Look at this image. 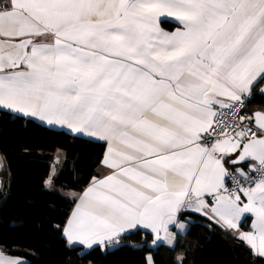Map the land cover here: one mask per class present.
Instances as JSON below:
<instances>
[{
    "label": "snow or ice",
    "instance_id": "6c2138e0",
    "mask_svg": "<svg viewBox=\"0 0 264 264\" xmlns=\"http://www.w3.org/2000/svg\"><path fill=\"white\" fill-rule=\"evenodd\" d=\"M257 92L264 0H0V110L105 144L70 245L143 232L150 253L198 214L264 258V110L244 111ZM0 264L28 262L0 251Z\"/></svg>",
    "mask_w": 264,
    "mask_h": 264
},
{
    "label": "trees",
    "instance_id": "16d2710c",
    "mask_svg": "<svg viewBox=\"0 0 264 264\" xmlns=\"http://www.w3.org/2000/svg\"><path fill=\"white\" fill-rule=\"evenodd\" d=\"M246 110H264V96L255 93ZM104 149L103 142L0 110V250L22 256L28 264H144L145 254L156 264H176L178 257L183 264H264L228 229L198 214L181 218L192 224L177 234L174 245L162 244L150 253L146 246L108 251L68 244L62 229L73 200L45 184L54 152L61 150L64 156L53 184L80 191L95 175ZM143 236L137 232L123 241L140 243Z\"/></svg>",
    "mask_w": 264,
    "mask_h": 264
},
{
    "label": "crops",
    "instance_id": "0c3cea01",
    "mask_svg": "<svg viewBox=\"0 0 264 264\" xmlns=\"http://www.w3.org/2000/svg\"><path fill=\"white\" fill-rule=\"evenodd\" d=\"M178 25L177 24H165V25H162V27L166 30V31H172V30H174L176 27H177ZM7 111H9V110H7ZM11 112V111H10ZM12 113H14V112H12ZM15 114H18V113H15ZM20 115V114H19ZM31 119H33V120H35L36 122H39L40 124H42V125H44L45 127H47V128H51V129H56V130H63V131H65V132H67V133H70L66 128H64V127H61V126H48V125H46L45 123H43V122H40L38 119H36V118H31ZM70 134H72V135H76V136H78L77 134H74V133H70ZM81 137H84V138H87V137H85V136H81ZM87 139H89V138H87ZM90 140H93V139H90ZM94 141H96V140H94ZM105 145V144H104ZM104 154H105V149H104V153H103V155H102V157H101V160H100V162H99V164L97 165V167H96V169H95V175L94 176H97L98 174H103L105 171H107L104 167H103V165H102V163H101V161H102V158H103V156H104ZM63 152L62 151H58V150H56L55 152H54V158H53V161H52V163H51V165H50V171H49V174H48V176L46 177V179H45V181L46 180H48L49 178H50V172L52 171V168H53V164H54V170H55V175H56V173H57V171H58V169H59V166H60V164H61V162H62V160H63ZM3 166V158H2V156L0 155V167H2ZM1 169L2 168H0V172H1ZM93 176V177H94ZM92 177V178H93ZM91 178V179H92ZM90 179V180H91ZM90 182V181H89ZM89 182H88V184L83 188V189H81L80 191L78 190H69V189H63V188H61V187H55L54 189L55 190H57V191H60L63 195H65L66 197H68V198H70L71 200H75L76 198H77V196L79 195V194H81L87 187H88V185H89ZM53 183V182H52ZM46 184V183H45ZM52 189V188H51ZM242 199H244L245 200V202H246V198H244V197H242ZM74 202H73V206H72V208H71V210H70V212H69V215H70V213L74 210ZM69 215H68V217H69ZM214 222V221H213ZM254 222H255V217L252 215V214H249V213H246V214H244L243 216H242V218H241V225H240V230L241 231H243V232H249V231H254V228H253V225H254ZM233 235H237L233 230H230V229H228ZM170 232H171V234H172V237H174V239L172 240V245H174V243H175V240H176V236H177V234H179L178 232H177V230H175V229H170ZM62 235H63V229H62ZM63 237H64V235H63ZM65 238V237H64ZM152 239H153V237L152 236H150V238L147 240L148 241V243H151L152 242ZM65 240H66V238H65ZM67 241V240H66ZM69 244V243H68ZM164 244H167V245H169L167 242H165ZM171 245V246H172ZM170 246V245H169ZM80 247H82V246H80ZM95 247V246H94ZM83 248H86V247H83ZM1 251V250H0ZM3 252V251H2ZM4 253V252H3ZM4 254H6V253H4ZM6 255H8V256H11V257H13V258H19V257H22V256H17V255H9V254H6ZM27 260V259H26Z\"/></svg>",
    "mask_w": 264,
    "mask_h": 264
},
{
    "label": "water",
    "instance_id": "95a60500",
    "mask_svg": "<svg viewBox=\"0 0 264 264\" xmlns=\"http://www.w3.org/2000/svg\"><path fill=\"white\" fill-rule=\"evenodd\" d=\"M256 111H261V110H254L253 112H256ZM253 112H252V113H253ZM0 188H1V181H0ZM123 245H128V246H130V247H132V248H134V249H140V248L146 246V245H145V241H144V236L142 237L140 243H133V242L122 241V242H121V246H123ZM133 245L138 246V247H133ZM119 247H120V246H119ZM119 247L109 248V249H107V250H108V251H113L114 249L119 248Z\"/></svg>",
    "mask_w": 264,
    "mask_h": 264
},
{
    "label": "rangeland",
    "instance_id": "374dc122",
    "mask_svg": "<svg viewBox=\"0 0 264 264\" xmlns=\"http://www.w3.org/2000/svg\"><path fill=\"white\" fill-rule=\"evenodd\" d=\"M58 151H61V150H58ZM0 168H2V167H0ZM53 168H54V164H53ZM53 168H52V171H51L50 173L53 172ZM49 179H50V178H49ZM49 179H48V180H49ZM46 186H47L48 188H52V189H54V188L56 187L52 182L46 184Z\"/></svg>",
    "mask_w": 264,
    "mask_h": 264
},
{
    "label": "built area",
    "instance_id": "2783aa9c",
    "mask_svg": "<svg viewBox=\"0 0 264 264\" xmlns=\"http://www.w3.org/2000/svg\"><path fill=\"white\" fill-rule=\"evenodd\" d=\"M244 111H245V112H248V111L246 110V106H245V108H244ZM248 113H249V112H248ZM249 114H250V113H249Z\"/></svg>",
    "mask_w": 264,
    "mask_h": 264
}]
</instances>
